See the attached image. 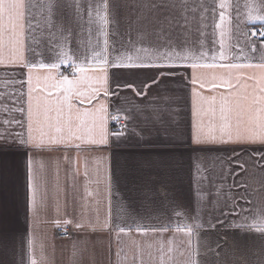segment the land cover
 I'll return each mask as SVG.
<instances>
[{
	"label": "crops",
	"instance_id": "crops-1",
	"mask_svg": "<svg viewBox=\"0 0 264 264\" xmlns=\"http://www.w3.org/2000/svg\"><path fill=\"white\" fill-rule=\"evenodd\" d=\"M28 2L32 26L26 30V60L56 62L59 47L53 52L48 48L62 43L73 61L85 68L83 73H77L80 83L76 86L85 94V102L81 104L80 97L65 93L56 84L59 68L72 70L71 62L54 70H31L33 105L40 103L42 121L44 107L50 110L51 119L44 127L47 136L64 134L55 130L56 110H61L59 123L63 127L69 116V101L64 97L70 95L71 126L81 139L40 149H0V264H32L33 260L36 264H161V245L164 264H185L189 260L198 264L254 261L264 249V235L248 225L257 221V210L264 208V144L193 141L194 133L200 129L215 127L218 131L223 122L221 98L241 90L230 93L227 87H212L221 78H228V70L186 66L108 68V82L101 88L96 78L105 73L100 71L92 53L101 51L105 37L99 34L95 15L89 24L87 12L82 13V20H73L65 12L64 27L71 24L72 36L62 40L55 29V35L49 36L43 25L47 9L42 10L41 5L45 0ZM226 2L225 20L221 22L220 0H187L183 15L191 23L180 20V26L172 33L175 44L169 46L167 39L158 40L155 35L139 38L140 25L136 20L141 13L124 6L135 0H112L114 8L117 3L121 7L109 17L106 31L110 50L115 45L118 52L144 56L146 63L156 57V63L179 65L193 61L165 57L185 48L196 56L206 51L208 56L199 63L254 65L231 70L233 84L235 76L242 73L245 78L240 84L251 85L254 81L246 77L264 76V69L255 67L264 62V37L256 38L250 33V27L259 32L261 24L249 23L248 15L250 10L257 14L264 0ZM56 22L60 23L59 16ZM217 23H221L220 28ZM221 40L226 55L223 61L219 60ZM136 48L149 51L137 54ZM32 50L42 55L34 56ZM7 55L5 50V63L0 64V80L8 82L0 87V134L26 138L28 85L21 88L17 82L27 80L29 69L10 63ZM213 55L217 57L215 61ZM53 76L55 79H45ZM126 84L132 87H125ZM93 88H98L100 94L89 104L87 97L95 96ZM104 88L108 89L107 96ZM136 91L143 95L137 96ZM149 102L166 108L162 122L146 125L144 116H138L128 123L124 136L111 135L108 120L112 115L119 114L124 120L123 116L133 111L132 104L143 106ZM21 107L23 112L16 111ZM5 120L19 123L4 124ZM231 122L235 123L234 118ZM101 123L108 133L107 143H90L88 129L92 128V137L99 139ZM33 127V134L38 135ZM213 218L225 221V225L244 224L245 228L213 229L209 227L210 220L216 223ZM105 222L109 227L100 228ZM77 223L83 227L77 228ZM196 223L204 227L196 229ZM90 224L97 230L92 231ZM138 224L149 230L137 232ZM177 224L192 226V235L177 232ZM165 225V232L150 230ZM120 227L126 231L118 232ZM57 230H70L71 235L58 237Z\"/></svg>",
	"mask_w": 264,
	"mask_h": 264
},
{
	"label": "snow or ice",
	"instance_id": "snow-or-ice-1",
	"mask_svg": "<svg viewBox=\"0 0 264 264\" xmlns=\"http://www.w3.org/2000/svg\"><path fill=\"white\" fill-rule=\"evenodd\" d=\"M35 7V5H31ZM125 7H131L134 10H139L140 15L137 16L136 23L140 25L139 38L141 40L147 39L149 35H155L159 39H167L169 46H173L175 42L172 40L173 30L177 29L180 26V20L183 19L185 24L191 23L183 13L187 10V0H135L133 4L125 3ZM29 2L28 0H0V64L5 63V50H7V59L10 63L22 64L23 67L29 69V73L26 81H18L17 83L21 88L24 84L28 85V108H27V137L23 136H9L7 134H0V149L3 148H31V149H40L44 148L46 145H55L59 143H68L73 139H81V136L76 135L75 131L71 126V103L70 95H65L64 99L69 101V116L68 119L64 122L63 127L60 126V117L61 110H56V120L57 125L55 126L56 132L64 133L59 137H48L47 133L44 131V127L47 122L51 119L49 117V109L45 106L43 109V121L41 120V106L37 102L35 107L33 105V75L32 69L35 68H44L49 70L57 69L61 64H69L71 62L72 72L71 78L69 75H64L63 73L59 74V79L56 81V84L59 87H62L64 92L67 94H75L77 97H80V103L85 102V94L81 92L78 87H76L80 80L77 77V73H83L85 68L82 63H76L73 61L72 57L68 55L63 44L53 45L48 48L49 52H53L54 48L59 47L58 59L56 62L45 63L40 61L39 63H30L25 58V37L26 30L32 26L31 24V13L29 12ZM42 10L47 9V16L43 20V25L49 30V36H54L55 33L53 29L57 30L62 40L71 39L72 29L71 24L65 29L64 19L65 12L71 14L73 20H82V13L87 12L89 18V24L92 23V17L95 15L99 24H100V35L104 36L103 41L104 47L101 51L93 52L92 55L96 58V63L100 67V71L105 73V75L97 77V82L101 88L104 87L108 82L107 69L108 68H173L186 66L193 69L204 67V68H216L226 69L229 72L228 78H221L220 83H213L212 87H227L231 93L233 89H241L236 91L234 94L225 96L221 98V120L223 121L219 129L215 127L209 128L207 131L200 129L193 135V141L196 144H226V143H260L264 144V76L259 78L255 76L246 77L247 80L254 81L253 84H244L241 85V79H244L242 73H238L235 76L236 83H232V71L233 69H240L243 67H254V65L246 64H216V63H199L201 58L207 57L208 53L206 51H201L199 56L194 55L191 51L182 49L181 51H175L174 53H169L165 59H182L188 60L191 59L193 62L187 65H179L175 63H156V57H151V62H145V57L141 55H132L124 52H118L115 48V45L109 46V41L107 39V27L111 22L109 17L113 15V12L119 11L121 7L120 4H116L115 8L113 7L112 0H103V3L98 2V0H45V3L41 5ZM218 7L222 10L219 13L220 21L225 20V12L223 9L228 7L226 0H220ZM264 10V5H261L257 8V14H253L252 10L249 11L248 22L251 24L256 23L257 21L261 24V29L259 31V36L264 37V14L260 12ZM194 11V9H193ZM60 17V23L57 24L56 17ZM217 28L221 27V23L216 24ZM151 28V32L148 29ZM65 32L67 35H65ZM253 35H256L253 32ZM221 36H224V32H221ZM51 44V40H49ZM221 51L219 53V60L223 61L226 59L224 52V42L221 40L220 43ZM149 51L148 48H136L135 52L137 54L143 52L147 54ZM34 56H41V52H36L32 50ZM113 53H116L113 55ZM213 61L217 59L215 55L212 57ZM264 69V62L259 65H255ZM45 79H55V77H46ZM38 80V78H37ZM8 82L0 80V87L6 86ZM158 83V81H154ZM193 84L197 83L195 77L192 81ZM204 85L201 84V87ZM125 87L131 88V84H126ZM250 89V90H249ZM59 90V88L57 89ZM92 92L95 93V96L89 95L87 97V102L92 103L93 99L99 96L100 92L98 88H93ZM104 95H108V89L104 88ZM0 95H3L0 92ZM51 95V93H49ZM136 95H143L140 91H136ZM163 100V98H161ZM46 104V102H45ZM132 112L123 116L125 121L124 130L117 131L112 133L114 137H121L125 135L127 130V125L133 119L138 116H144V123L155 124L157 122H162L163 114L166 111L165 107H161L154 102H149L143 106L132 104ZM101 110H104V106L101 105ZM16 111L23 112L24 109L17 108ZM147 113V115H145ZM85 115H88L87 110H85ZM234 118L235 123H232ZM112 120H120L121 116L119 114L112 115ZM4 124L9 123H19L18 121H3ZM36 126V131L38 135H34V127ZM51 126V125H48ZM146 129H141L145 131ZM89 133V142L93 144H105L107 143V131L103 128V124L98 129L99 139L92 137L93 129H88ZM47 137V139H46ZM226 137V139H225ZM79 147V145H76ZM199 172V169L197 170ZM29 191H32V182L31 176H29ZM31 203V198H30ZM258 219L253 221L248 227L254 230L257 234L264 235V208L258 209ZM216 220V223L209 221V227L215 229L217 226H226L233 229L245 228L244 224L232 223L225 225V221L219 220L218 218H213ZM65 223H71V221H65ZM77 228L83 227L82 224L77 223ZM89 227L92 231H96L97 228L94 224H90ZM102 229H107L109 224L107 222L99 226ZM204 224L196 223L195 228H203ZM131 230L130 228L128 229ZM149 228L144 227L143 225H137V232H147ZM153 232H165L168 230L167 225L157 227H151ZM177 232H185L189 236L193 233V227L188 225L177 224L175 226ZM124 227L118 228V232H125ZM171 243V242H169ZM191 241L189 240V245ZM171 251V249H169ZM32 264H36L33 260ZM161 264H164L163 260V245H161ZM185 264H198L196 260L186 261ZM246 264H264V249L261 250V254L257 256L254 261H246Z\"/></svg>",
	"mask_w": 264,
	"mask_h": 264
},
{
	"label": "built area",
	"instance_id": "built-area-1",
	"mask_svg": "<svg viewBox=\"0 0 264 264\" xmlns=\"http://www.w3.org/2000/svg\"><path fill=\"white\" fill-rule=\"evenodd\" d=\"M250 33L253 35V32L256 33V35H253L256 38H262L259 36V32L257 31V28L255 27H250ZM59 71L63 73L64 75H70L72 70L66 67H61L59 68ZM108 125H109V132L114 133L117 131H122L123 126H124V121L122 119L120 120H112L111 117L108 120ZM56 236L62 237V238H68L71 235L70 230H57L55 232Z\"/></svg>",
	"mask_w": 264,
	"mask_h": 264
},
{
	"label": "rangeland",
	"instance_id": "rangeland-1",
	"mask_svg": "<svg viewBox=\"0 0 264 264\" xmlns=\"http://www.w3.org/2000/svg\"><path fill=\"white\" fill-rule=\"evenodd\" d=\"M124 121V120H123ZM123 130V129H122Z\"/></svg>",
	"mask_w": 264,
	"mask_h": 264
}]
</instances>
